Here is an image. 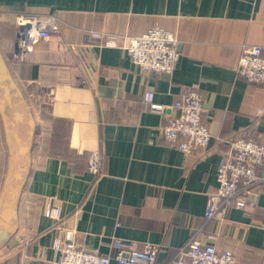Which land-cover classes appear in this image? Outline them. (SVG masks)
Masks as SVG:
<instances>
[{
    "label": "crops",
    "instance_id": "crops-1",
    "mask_svg": "<svg viewBox=\"0 0 264 264\" xmlns=\"http://www.w3.org/2000/svg\"><path fill=\"white\" fill-rule=\"evenodd\" d=\"M22 13L54 14L60 31L20 54ZM154 27L178 39L170 72H144L125 48L103 43L106 34L137 36ZM248 45L264 53V0H0V46L37 122L19 228L0 237V264H52L60 229L112 264L114 237L137 251L159 245L156 264H169L193 235L231 250L236 264H264V182L245 210L205 216L228 141L244 136L264 145V85L237 70ZM193 90L211 139L185 153L161 138L170 110L151 109L145 95L169 106ZM11 149L0 117V190ZM94 151L103 157L98 175L89 170ZM54 206L59 222L50 215ZM7 223L0 219L1 235Z\"/></svg>",
    "mask_w": 264,
    "mask_h": 264
},
{
    "label": "built area",
    "instance_id": "built-area-1",
    "mask_svg": "<svg viewBox=\"0 0 264 264\" xmlns=\"http://www.w3.org/2000/svg\"><path fill=\"white\" fill-rule=\"evenodd\" d=\"M16 24V45L20 54L32 50L40 40L51 37L61 28V20L54 14L22 13L17 15ZM103 43L125 48L142 71L156 75L172 71L180 56L178 39L162 27L151 28L137 36L106 34ZM237 70L245 80L264 85L263 47H244ZM145 102L154 110H170L161 125L163 141L185 153L195 147L208 146L211 133L203 121L204 103L198 91L184 93L169 106L154 102L152 93H146ZM228 144L230 152L218 167V186L208 197L205 216L209 220L223 216L229 208L245 210L254 189L264 180V172L257 169L258 165H264V145L244 136L230 139ZM102 164V154L92 152L89 170L98 175ZM50 215L57 222L61 221V208L54 206ZM74 237L73 232L60 229L51 244L60 255L52 264H112L110 256L80 246ZM210 237L215 239L213 235ZM112 246L117 251L115 264H156L159 245L147 244L142 251H137L133 242L114 237ZM169 264H236V256L231 250H219L213 242L202 243L193 235Z\"/></svg>",
    "mask_w": 264,
    "mask_h": 264
},
{
    "label": "water",
    "instance_id": "water-1",
    "mask_svg": "<svg viewBox=\"0 0 264 264\" xmlns=\"http://www.w3.org/2000/svg\"><path fill=\"white\" fill-rule=\"evenodd\" d=\"M0 117L13 159L0 192V219L7 217L4 235L19 228V204L32 166L37 122L21 86L16 81L0 46ZM17 157L18 159L16 160Z\"/></svg>",
    "mask_w": 264,
    "mask_h": 264
},
{
    "label": "trees",
    "instance_id": "trees-1",
    "mask_svg": "<svg viewBox=\"0 0 264 264\" xmlns=\"http://www.w3.org/2000/svg\"><path fill=\"white\" fill-rule=\"evenodd\" d=\"M8 159H9V154H8V152H7L6 155L4 156V162H6V163H5V166L8 164V161H9ZM261 167H264V165H258L257 169L260 170ZM5 170H6V169H5ZM4 172H5V171H4ZM6 173H7V172H6ZM5 177H6V175H5V173H4V177H3V179H2V184H1V185H2L1 190H2L3 185H4ZM263 182H264V180L261 182V184H262ZM261 184H260L259 187H261ZM1 190H0V192H1ZM249 201H250V199H249ZM249 201H248V202H249ZM247 205H248V204H247Z\"/></svg>",
    "mask_w": 264,
    "mask_h": 264
}]
</instances>
